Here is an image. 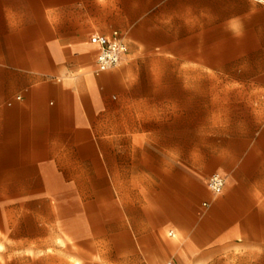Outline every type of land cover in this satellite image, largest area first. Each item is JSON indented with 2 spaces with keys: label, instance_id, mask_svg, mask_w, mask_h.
I'll return each instance as SVG.
<instances>
[{
  "label": "crops",
  "instance_id": "1",
  "mask_svg": "<svg viewBox=\"0 0 264 264\" xmlns=\"http://www.w3.org/2000/svg\"><path fill=\"white\" fill-rule=\"evenodd\" d=\"M114 32L145 57L189 63L182 73L254 76L195 105L141 97L138 82L110 97L86 62L91 36ZM258 42L262 65L238 67ZM0 153L22 155L24 219L37 227L60 195L107 235L132 209L134 249H159L172 228L182 264H264V0H0Z\"/></svg>",
  "mask_w": 264,
  "mask_h": 264
},
{
  "label": "rangeland",
  "instance_id": "2",
  "mask_svg": "<svg viewBox=\"0 0 264 264\" xmlns=\"http://www.w3.org/2000/svg\"><path fill=\"white\" fill-rule=\"evenodd\" d=\"M260 53V43H253V57L248 59L238 56L236 64L238 67L261 66ZM154 55L155 57H145L143 53L128 49L119 67L98 76L103 78L108 95L116 97L123 93L125 82H138L140 85L135 86L134 91L141 97L188 100L190 105H195L201 99L228 97L227 85L230 82L250 81L254 76L244 72L182 73V65L189 63L182 64L180 59L161 56L160 52H155ZM222 62H228V59H223ZM86 63L92 66L91 73L95 72V52ZM225 65L222 69L229 68ZM123 67L135 69H130L127 74L118 78L112 76ZM198 123V119L190 118V131L195 130ZM21 156L0 153V264H182L184 258L181 252L171 247L173 243L181 244L182 236L177 231V235L170 237L172 228L166 229L164 242L159 244V249L133 248V210L129 207L124 211L125 225L110 227L118 232L109 235L102 232L108 227L95 224L101 221L100 217L79 216L86 212L75 209L62 210L60 195L52 200L55 216L46 218L43 227H37L35 219H24V185L19 184L24 182L20 178L24 176V169H20L24 165L20 161ZM57 190L60 191L61 187H57ZM45 212L48 214L50 210L46 207ZM111 237H118L120 240L116 243L104 240ZM106 244L119 245L121 248H100Z\"/></svg>",
  "mask_w": 264,
  "mask_h": 264
},
{
  "label": "built area",
  "instance_id": "3",
  "mask_svg": "<svg viewBox=\"0 0 264 264\" xmlns=\"http://www.w3.org/2000/svg\"><path fill=\"white\" fill-rule=\"evenodd\" d=\"M89 43L97 49L95 69L97 76L119 67L128 53V45L118 32L111 36L94 34ZM208 188L215 196L221 195L226 188V181L220 174H215L209 179ZM169 236L173 237L174 233L171 231Z\"/></svg>",
  "mask_w": 264,
  "mask_h": 264
},
{
  "label": "bare ground",
  "instance_id": "4",
  "mask_svg": "<svg viewBox=\"0 0 264 264\" xmlns=\"http://www.w3.org/2000/svg\"><path fill=\"white\" fill-rule=\"evenodd\" d=\"M93 47V46H92ZM94 48V47H93Z\"/></svg>",
  "mask_w": 264,
  "mask_h": 264
}]
</instances>
